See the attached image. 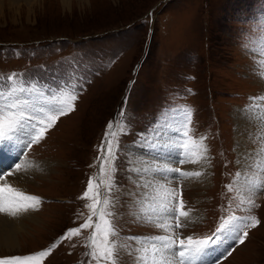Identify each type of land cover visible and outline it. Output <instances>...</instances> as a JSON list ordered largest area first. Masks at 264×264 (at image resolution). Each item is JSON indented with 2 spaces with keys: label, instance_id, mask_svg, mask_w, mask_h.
Listing matches in <instances>:
<instances>
[{
  "label": "rangeland",
  "instance_id": "374dc122",
  "mask_svg": "<svg viewBox=\"0 0 264 264\" xmlns=\"http://www.w3.org/2000/svg\"><path fill=\"white\" fill-rule=\"evenodd\" d=\"M260 34L264 0H0V75L17 73L55 86L72 61L82 84L75 110L60 117L26 155L2 164L0 174L15 163H49L45 171L21 170L31 175L17 187L42 202L17 219L24 228L13 247L0 243V256L46 249L84 222L89 201L79 197L89 176L98 173L96 158L106 125L121 108L130 129L122 137L117 187L111 193L120 242L128 244V236L162 234L136 219L135 198L141 190L127 160L142 152L150 158L138 146L141 138L151 134L170 105L182 104L193 110L192 134L206 137L210 162L205 173L203 163L194 164L205 177L171 182L182 188L185 208L195 218L181 234L210 235L234 195L225 185L243 166L237 164L243 155L236 149L247 140L238 141L235 129L243 123L242 132L257 131L246 118L237 121L235 116L251 103L249 97L264 95L256 63L264 57L250 50L252 37ZM254 147L250 140L247 150ZM187 165L172 166L187 170ZM19 173L8 179L17 181ZM257 194V206L247 214L261 223L220 264H264V190ZM90 231L82 229L79 236L61 241L43 264H89ZM120 264H134V258L122 250Z\"/></svg>",
  "mask_w": 264,
  "mask_h": 264
},
{
  "label": "snow or ice",
  "instance_id": "6c2138e0",
  "mask_svg": "<svg viewBox=\"0 0 264 264\" xmlns=\"http://www.w3.org/2000/svg\"><path fill=\"white\" fill-rule=\"evenodd\" d=\"M252 43L250 50L264 57V34L252 37ZM256 63L259 75L264 78V59ZM65 73L55 86L17 73L0 75V156L20 159L21 153L26 155V149L31 150L33 145L45 139L60 117L75 110L77 89L82 84L77 79L74 62H68ZM249 100L251 103L245 105L242 112L256 126L257 131L250 133L255 147L237 160V164L243 166L225 185L227 192L234 195L224 209L227 214L220 216L210 235L181 234L195 218L190 215L191 209L185 208L182 188L172 187L171 182L199 178L203 173L172 165L210 162L209 149L204 142L206 137L197 138L192 134L193 110L182 104L170 105L162 112L151 134L141 138L138 146L146 150L150 159L146 160L142 152L127 160V170L138 177L134 182L141 190L135 198L136 219L151 224L162 234L128 236V244L120 242L112 219L115 198L111 193L117 187L122 137L130 129L126 109L121 108L116 118L106 125L96 158L98 173L89 176L86 189L79 197L89 201L86 204L89 215L84 222L68 228L48 248L23 255L0 256V264H43L61 241L79 236L82 229L91 230L86 240L89 264H120L122 250L134 258V264H220V259L226 258L225 253L232 255L233 245L244 244L249 229L261 223L257 216L247 212L257 206L251 197L264 190V95L249 97ZM33 167L38 165L15 163L14 169L0 174V214L3 216L20 219L39 209L41 197L14 186L8 179L22 169ZM129 179H132L131 175ZM238 211L245 214H237Z\"/></svg>",
  "mask_w": 264,
  "mask_h": 264
},
{
  "label": "bare ground",
  "instance_id": "6f19581e",
  "mask_svg": "<svg viewBox=\"0 0 264 264\" xmlns=\"http://www.w3.org/2000/svg\"><path fill=\"white\" fill-rule=\"evenodd\" d=\"M237 110V109H236ZM238 111V110H237ZM241 113L242 112H240V113H238V115L237 116H235V118L237 119V121L239 120V121H244V119L243 118H245V117H243L244 116V114H243V116L242 117H240V115H241ZM236 115V114H235ZM233 117H234V115H233ZM236 121V120H235ZM236 126V125H235ZM242 127H243V123L242 124H240V125H238L237 127H236V134L238 135V136H236V139H238V141H241L242 143L245 141V140H247V143H246V145L243 147L242 145L240 146V145H237V147H240V148H238V149H236V151L238 152V153H241L242 155H244L248 150H247V147H248V145H249V141L251 140V137L249 136L248 137V134H250L249 133V131H247V132H242ZM246 127V126H245ZM244 128V127H243ZM247 129V128H246ZM240 143V142H239ZM139 150V149H138ZM134 151V150H133ZM237 153V154H238ZM14 157H11V156H8V155H2V156H0V169H2V164L3 163H5V162H9L10 160H12ZM145 159L146 160H149L150 158H147V157H145ZM28 161V160H27ZM30 161V160H29ZM35 163H34V165H38V167L41 169V171H45L46 169H47V167H48V165H49V163L48 162H45V161H42V162H36V161H34ZM31 163H33V162H31ZM191 164V163H190ZM187 165V164H186ZM193 166H188L187 165V171H197L196 170V166L194 167V164H192ZM239 166H241L242 164H238ZM203 167H202V171H203V173H205V171H206V169H205V167H208L207 166V164H203L202 165ZM1 173H2V171H1ZM18 175H20V176H18V180L16 181V180H13V179H10L9 180V182L10 183H12L14 186H19L20 185V182H18V181H23V182H25L28 178V176L29 175H31V171L29 170V171H27V173L26 174H24V172H22L21 171V173H19ZM204 176V175H203ZM205 177V176H204ZM17 178V177H16ZM15 178V179H16ZM200 178V177H199ZM189 179H191V178H187V179H185V180H187L186 181V183L187 182H189ZM194 179V178H193ZM196 179V178H195ZM197 181V180H196ZM191 182V181H190ZM258 194L256 193V194H254L251 198L252 199H254V197H256ZM30 213V212H29ZM25 216H23V217H21L20 219H23ZM194 218V217H193ZM24 227H23V225L21 224V221L20 220H17V219H10V218H7L6 216H3L2 214H0V243L1 244H4V245H6V246H8V247H13L14 246V244H15V239H16V235H17V232L19 231L20 232V230H22Z\"/></svg>",
  "mask_w": 264,
  "mask_h": 264
}]
</instances>
